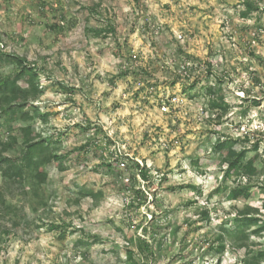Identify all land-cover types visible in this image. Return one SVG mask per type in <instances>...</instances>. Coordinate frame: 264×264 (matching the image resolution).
Returning a JSON list of instances; mask_svg holds the SVG:
<instances>
[{
	"label": "rangeland",
	"instance_id": "rangeland-1",
	"mask_svg": "<svg viewBox=\"0 0 264 264\" xmlns=\"http://www.w3.org/2000/svg\"><path fill=\"white\" fill-rule=\"evenodd\" d=\"M245 1L0 0L1 52L41 69L22 112L61 156L39 186L0 163V264H245L264 251V175L225 176L215 149L231 139L264 165V0L243 16ZM15 70L0 61V77ZM1 110L0 151L19 158L26 123ZM244 217L258 220L243 237Z\"/></svg>",
	"mask_w": 264,
	"mask_h": 264
},
{
	"label": "trees",
	"instance_id": "trees-1",
	"mask_svg": "<svg viewBox=\"0 0 264 264\" xmlns=\"http://www.w3.org/2000/svg\"><path fill=\"white\" fill-rule=\"evenodd\" d=\"M253 5V4H252ZM249 0L245 1V12L241 14L246 16L253 9V6ZM254 7H257L256 5ZM95 36H102L106 32L111 33L114 31V26L107 23V27L100 29H91ZM0 61L10 62L16 65L15 74L13 76L0 77V107H2V114L6 118L7 123H10L15 120H22L26 123V126L22 127V143L25 147L23 154L20 157H15L11 159L10 157L2 156L0 151V163L3 161H8L7 169L3 173L9 177H14L15 181L17 179H24L25 176H29L37 186L43 184L47 180V171L45 167L51 161L59 163L61 156L49 148V139H40L32 135L31 127L29 125L32 116L29 112H22V108L30 101H35L40 97L42 89L40 86V73L41 69H38L35 64H31L27 61L26 58L20 57L15 54H5L0 50ZM24 82L25 85L21 86L20 83ZM208 91L212 94L214 93V88L210 87ZM213 107H219V103L213 102ZM35 113H38L35 109ZM17 141V138L12 137L10 141L4 144V148L7 149L11 147L14 142ZM234 141L231 139H225L219 141L216 144L215 149L218 152H221L223 157V162L226 163L225 176H230V172L235 173L236 175H242L247 180H250L256 174L264 175V165L258 170L256 166V157H252L245 161L244 153L236 152L234 150ZM4 149V150H5ZM137 173L143 181H148L149 171L145 165H140L135 163ZM227 197L229 199H237L239 197L249 196L248 186H237L232 189H226ZM219 190V189H218ZM135 195L138 196V200H141L145 196L144 189L137 188L134 190ZM84 195H91L93 198L97 199V194H93L91 191L87 193H82ZM258 219L253 217H244L240 220L237 219L239 226L237 227L236 234H242L244 237V229L241 226L245 225H254ZM54 228V227H53ZM264 230V226L262 227ZM261 230V229H260ZM259 230L254 231L255 233ZM145 250L149 254H153L151 250V245L146 243ZM225 245L220 243L216 248L219 254H223ZM134 253L132 251H127L126 259L132 262ZM154 257V256H153ZM264 257V251L258 252V254L253 257V260L245 261V264H260L261 258ZM131 264H137L132 262Z\"/></svg>",
	"mask_w": 264,
	"mask_h": 264
},
{
	"label": "built area",
	"instance_id": "built-area-1",
	"mask_svg": "<svg viewBox=\"0 0 264 264\" xmlns=\"http://www.w3.org/2000/svg\"><path fill=\"white\" fill-rule=\"evenodd\" d=\"M178 37L181 38V35H179ZM170 101L174 102V98H172ZM163 109H166V108L163 106ZM119 164L121 165V167H126V162L125 161H121Z\"/></svg>",
	"mask_w": 264,
	"mask_h": 264
}]
</instances>
